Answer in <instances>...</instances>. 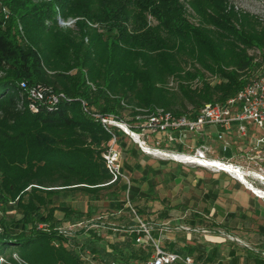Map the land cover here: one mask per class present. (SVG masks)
I'll return each instance as SVG.
<instances>
[{
    "label": "trees",
    "instance_id": "16d2710c",
    "mask_svg": "<svg viewBox=\"0 0 264 264\" xmlns=\"http://www.w3.org/2000/svg\"><path fill=\"white\" fill-rule=\"evenodd\" d=\"M187 1L198 24L188 22L178 0H0V264H15L12 252L26 264H85L73 246L78 241L55 229L63 220L83 218L66 198L71 193L97 195L108 188L116 196L127 187L129 203L147 220L138 198L147 199L150 190L139 192L119 178L108 182L101 152L110 133L124 155L131 149L119 129H104L95 114L121 118L124 110L135 116L161 108L194 115L247 81L257 64L246 49L263 47V39L239 31L223 0ZM58 19H71L72 26ZM19 81L60 96L51 106L38 103L30 110ZM136 167L142 177L159 171L122 158L121 171ZM9 201L13 213L4 208ZM114 201L115 208L127 207L125 199ZM56 209L62 217L54 215ZM235 215L229 211L223 218ZM190 216L191 222L205 221ZM259 231L264 243V227ZM151 234L158 237L156 228ZM123 235L107 242V251L94 239L79 245L88 247L92 259L110 251L123 260L144 258L132 246L134 231ZM167 249L194 253L203 263L218 253L216 246L205 250L200 244L170 242ZM253 254L254 264H262Z\"/></svg>",
    "mask_w": 264,
    "mask_h": 264
},
{
    "label": "rangeland",
    "instance_id": "374dc122",
    "mask_svg": "<svg viewBox=\"0 0 264 264\" xmlns=\"http://www.w3.org/2000/svg\"><path fill=\"white\" fill-rule=\"evenodd\" d=\"M178 1L182 6L183 16L188 22L198 24L199 18L191 9L189 1ZM223 1L225 10L233 13L232 23L239 31L241 30L246 34H253L254 37L263 39V47H257L252 44L251 48L246 49V53L252 55L253 62L257 64L250 73L249 77H251L264 65V61H262V56L264 57V0ZM72 22L73 20L67 19L58 23L61 26L71 27ZM168 85L174 86L173 80H169ZM34 86L38 87L37 85ZM186 108L187 110L191 109L190 105H187ZM129 112L130 110L122 111L121 118H115L114 116L105 118L115 123L110 125L123 133L122 142L126 148L131 149L130 153L124 155L120 146L117 143L115 144L120 151V165L124 157L130 164L137 160L140 167L142 164H148L152 168H159V171L154 173L151 170L144 177L140 176V168L137 167L132 170L121 171L129 177L130 184L136 186L139 192L151 191L147 199L139 196L138 202L143 205L145 216L149 223L153 228H156L158 243L166 245L167 242H172L176 246L184 243L200 244L205 249L210 246H216L218 255L224 258L223 261L226 260L224 256L227 254V249L231 243H234L238 248H246L252 253L264 251V243L259 231V225L264 227V196L256 195L252 191L253 189L247 188L251 183L264 191V159L260 152L250 148L248 144H243L245 141L236 137L231 138L232 145L227 151H220L217 141L212 139V137L199 134L187 135L181 138V142L172 143L166 139L164 133L151 132L149 130L145 114L132 116ZM139 112L145 113L141 109ZM157 112L160 113V109H157ZM117 125L127 127L137 136L126 134ZM205 130L213 132L216 128L209 126ZM137 140L143 142V149L139 148ZM201 144L208 148L206 155L212 157L208 159L219 160L237 166L244 174L246 181L241 182L235 177L234 173H226L215 166L204 167L195 163L180 162L160 153H148V150L145 149L148 147L158 151H182V153H185L194 151ZM241 144H243L242 147H240ZM150 182L152 183L151 185L149 184ZM107 190L108 188H100L99 192L104 194L100 197H89V199L77 193L76 197L73 198L72 204L82 205L86 199L87 205L91 204L96 208L91 215L92 218H95L97 215L107 212V206L111 199L125 198V192L122 190L118 191L116 196L107 194ZM14 205V202H6L4 204L6 212L13 213ZM110 208L111 210L115 209L113 206H110ZM126 208L123 207L118 211L115 209V213L110 215L109 220L113 219L116 222L117 215L129 219L132 214L128 208L125 210ZM229 211L235 212L236 215L223 218L224 214ZM192 212L203 217L205 221L197 219L195 222H191L190 215ZM54 213L58 214L57 210ZM209 220H213L216 224H210ZM65 222L68 221L63 220L55 224V226L62 225ZM220 222H224L225 226L219 224ZM38 223L44 224V222H36V226ZM182 226L186 230L185 232L181 230L183 229ZM44 228L45 224L43 225ZM109 230L115 231L101 228L99 230L100 234L94 240H97L98 244L110 242L113 240L114 235ZM128 231L121 229V231L117 230L116 232ZM63 236L66 237L65 235ZM74 238L78 243L73 246L83 258L85 264H94L95 259L86 257L84 248L79 245L80 241L83 240V236L77 232V236H74ZM72 242L74 241L72 240ZM132 246L136 253H139L138 255L145 254L146 246L150 248L149 245L142 247L135 242ZM191 255L194 256V253ZM13 259L15 264H26L18 255Z\"/></svg>",
    "mask_w": 264,
    "mask_h": 264
},
{
    "label": "built area",
    "instance_id": "2783aa9c",
    "mask_svg": "<svg viewBox=\"0 0 264 264\" xmlns=\"http://www.w3.org/2000/svg\"><path fill=\"white\" fill-rule=\"evenodd\" d=\"M58 22L61 23L62 20L58 19ZM18 86L24 93L25 99L27 100V107L30 110H35L38 103L51 106L57 102L60 96V94L49 90H42L34 85H27L24 81H19ZM80 104L81 108L84 110V103L80 101ZM157 109H160V113L157 112ZM94 116L99 119L104 129H108V126H111L110 124H115L104 116L97 114ZM146 118L148 128L151 132L164 133L166 139L172 143L176 141L181 142V138L187 135L199 134L212 137V139L217 141L220 151H227L232 145L231 138L236 137L245 141L243 144H248L250 148L260 152V155H262L264 159V65L249 77L234 95L228 97L222 103H204L197 109L194 115H174L161 108H156L154 111L147 114ZM117 126L126 134L132 133V131L125 126L126 129L121 125ZM209 126L215 127L216 130L213 132L206 131L205 128ZM110 134V140L104 151L101 152L105 167L111 174L108 181L120 178L126 182L128 186V177L121 172L120 169V151L115 146V136L112 133ZM136 142L139 148L143 149V142H139L138 140ZM243 144H241L240 147H242ZM207 151L208 148L201 144L194 151L185 153L193 154L198 157L212 158L206 155ZM171 152L182 153V151ZM124 199L125 205L128 207V210H130L135 222L134 225L124 228L129 231H134L133 240L135 243L140 244L142 247L149 245L150 248L146 246V252H144L146 256H144V258H134L130 260L120 259L117 255H113L112 251H110V254H99L95 258L94 264H172L174 262H180L182 264H201L195 261L188 253L170 250L159 244L158 237L154 238L151 234L152 225L149 221L143 220L138 216L127 199L126 191ZM114 213L115 211L109 210L105 214L97 215L95 218L89 217L76 221H68L62 225L55 226V229L67 238H74V236H77V232H79L83 238L92 240L94 236L100 234L99 230L101 228L112 230L121 229V226H116L109 220L104 219L105 216H110ZM43 225L42 223H38L37 227L43 228ZM83 250L86 252V257L91 258V252L88 247H84ZM105 250H108L107 247H105ZM260 253L264 255V251H260ZM11 256L16 258L17 255L15 252H12ZM0 260L4 259L0 256Z\"/></svg>",
    "mask_w": 264,
    "mask_h": 264
},
{
    "label": "crops",
    "instance_id": "0c3cea01",
    "mask_svg": "<svg viewBox=\"0 0 264 264\" xmlns=\"http://www.w3.org/2000/svg\"><path fill=\"white\" fill-rule=\"evenodd\" d=\"M128 177V176H127ZM120 179V178H119ZM120 180H122V179H120ZM123 181V180H122ZM108 182H110V181H108ZM128 184H130V180H129V177H128ZM122 191H126V193H127V187L126 188H124ZM77 193L78 194H80V195H84V196H86L88 199H89V197L90 198H94V197H100V196H102V194L100 193V194H97V195H91V194H86V193H81V192H76V193H74V194H68L67 196H66V198L67 199H69V201H70V203H71V205H72V207H74V208H76V209H78L81 213H82V215H83V218L82 219H84V218H89V217H92L91 215H92V213H93V211L96 209L95 208V206H93V205H91V204H86V199H85V203L84 204H82V205H74V204H72V201H73V198H75L76 197V195H77ZM96 200H98L97 198H96ZM113 202H115L114 201V199H111V201L108 203V206H107V212H108V210H110L111 211V208H110V206H113L112 205V203ZM114 208H115V206H113ZM124 206H122V207H120V208H115L116 210H121V208H123ZM115 209L114 210H112V211H115ZM57 210V209H56ZM125 210H127V208L125 209ZM54 212H55V210H54ZM57 212H58V214H56V213H54V215L56 216V217H61L62 216V212L60 211V210H57ZM106 213V212H105ZM117 217V218H116ZM114 219L116 220V222H114V220L112 219V220H109L110 219V216H105L104 217V219H106V220H109L110 222H112L113 224H115L116 226H121V227H127V226H131V225H134L135 224V222H134V219H133V216L131 215L130 216V218L128 219V218H125L124 216H119V215H117ZM111 218H113L112 216H111ZM123 231H127V229H125V228H121ZM121 229H117L118 231H121ZM117 230H115V231H111V230H109L110 232H112V234L114 235V237H113V240H111V241H116V240H121L123 237H124V235H123V233H126V232H116ZM181 230H184V229H181ZM186 230H184V232H185ZM129 232H131V231H128L127 233H129ZM116 233V234H115ZM112 235V236H113ZM97 238V236H94L93 237V239H96ZM94 241H96L95 242V244L97 243V240H94ZM107 241H109V240H107ZM110 241V242H111ZM134 243V241L132 242V244ZM170 242H167L166 243V245H162L163 247H165V248H167V245L169 244ZM98 244V243H97ZM96 244V245H97ZM107 245H108V243L107 242H104V244H98L97 246L99 247V248H104V250H105V247H107ZM210 247H212V246H210ZM209 247V248H210ZM208 248V249H209ZM107 249H108V247H107ZM205 249V248H204ZM205 250H207V249H205ZM100 253H101V251H100ZM258 255H259V257H260V260H261V263L263 264V258H264V256L259 252V253H257ZM191 255V254H190ZM254 254L252 253V252H250V250H247L246 248H238L234 243L232 244H230V246H229V248L227 249V254H225V256L224 257H226V260L225 261H223V257H221V256H219L218 255V253L216 254V256L211 260V261H207L206 263H203V262H201V261H197V260H195L194 259V256L193 255H191L192 257H193V259L195 260V261H197V262H199V263H201V264H218V263H220V262H222V264H254V261H253V259H252V256H253ZM137 258H139V257H137ZM172 264H181L180 262H174V263H172Z\"/></svg>",
    "mask_w": 264,
    "mask_h": 264
},
{
    "label": "bare ground",
    "instance_id": "6f19581e",
    "mask_svg": "<svg viewBox=\"0 0 264 264\" xmlns=\"http://www.w3.org/2000/svg\"><path fill=\"white\" fill-rule=\"evenodd\" d=\"M122 127L125 128L124 126H122ZM130 134L135 135V133H133V132ZM145 149L148 150V153H160L164 156H168V158L170 157V158H173V159L185 162V163L186 162L195 163V164L205 166V167L215 166V167L219 168L220 170H224L225 172L234 173L236 175L235 177L238 178L241 182L246 181V178H244V174H242V172L240 171V168H238L237 166L232 165V164L224 163V162H221L219 160L208 159L205 157H198V156L193 155V154L158 151V150L151 149L148 147ZM247 188L253 189L252 191L254 193H256V195H259L261 197H262V195L264 196V191H262L260 188L258 189L257 187H255L251 183L249 184V186Z\"/></svg>",
    "mask_w": 264,
    "mask_h": 264
},
{
    "label": "water",
    "instance_id": "95a60500",
    "mask_svg": "<svg viewBox=\"0 0 264 264\" xmlns=\"http://www.w3.org/2000/svg\"><path fill=\"white\" fill-rule=\"evenodd\" d=\"M60 20V19H59Z\"/></svg>",
    "mask_w": 264,
    "mask_h": 264
}]
</instances>
